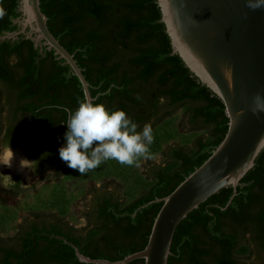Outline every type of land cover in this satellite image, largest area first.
<instances>
[{
	"label": "trees",
	"instance_id": "trees-1",
	"mask_svg": "<svg viewBox=\"0 0 264 264\" xmlns=\"http://www.w3.org/2000/svg\"><path fill=\"white\" fill-rule=\"evenodd\" d=\"M2 1L7 4L6 12L17 15L20 0ZM40 3L51 32L74 54L90 83L92 96L99 97L98 103L125 110L138 124V130L185 108L187 127L206 131L194 138L191 145L176 143L165 148V163L154 164L145 172L153 184L133 201L124 204L116 190L109 197L101 194L92 204L95 209L86 215L90 225L95 226L83 229L80 236L76 229L39 227L29 218L23 219L16 235L0 236V264H92L81 262L70 244L53 235L66 237L92 258L121 260L148 243L163 204L149 202L169 195L221 143L229 127L225 105L173 52L157 0ZM23 44L25 41L20 46ZM38 50L31 45L32 53L20 57L21 74L15 80L12 65L0 49V78L17 90L14 111L30 115L28 124L17 125L25 130V142H18L17 134L8 141L21 145L38 162L44 154L56 155L58 171L68 112L78 107L85 94L64 59H59L54 50L44 48L46 57ZM2 111L0 104V115ZM232 194L231 186L221 189L182 220L174 235L168 264H240L235 251L243 239L239 236L251 227L258 228L264 243V149L226 207ZM48 215L56 218L54 214ZM27 222L31 226L25 229ZM128 264L145 261L136 259Z\"/></svg>",
	"mask_w": 264,
	"mask_h": 264
},
{
	"label": "water",
	"instance_id": "water-1",
	"mask_svg": "<svg viewBox=\"0 0 264 264\" xmlns=\"http://www.w3.org/2000/svg\"><path fill=\"white\" fill-rule=\"evenodd\" d=\"M173 52L191 72L221 98L229 118L228 131L209 158L189 174L163 202L146 247L121 260L92 258L66 238L81 262L168 264L174 235L188 214L225 187H233L226 207L242 178L264 149V0H157ZM250 4L258 5L254 9ZM21 29L3 38L26 33L35 46L54 50L80 80L85 97L94 99L90 83L74 54L51 32L40 0H20ZM145 204L143 206H146Z\"/></svg>",
	"mask_w": 264,
	"mask_h": 264
},
{
	"label": "rangeland",
	"instance_id": "rangeland-1",
	"mask_svg": "<svg viewBox=\"0 0 264 264\" xmlns=\"http://www.w3.org/2000/svg\"><path fill=\"white\" fill-rule=\"evenodd\" d=\"M185 108L158 120L153 126V143L149 157H141L135 166L121 165L109 160L96 169L80 175L59 161L58 171L44 177L23 176L14 169L0 166V172L10 174L15 181L8 188L0 187V236H13L23 219L37 213L62 218L75 228H85L86 214L90 213V196L95 189L116 190L124 204L137 198L153 184L145 172L154 164H164L163 150L171 144L191 145L205 130H191L184 121ZM18 155L19 150L12 147ZM22 158V156L20 157ZM29 170V169H28Z\"/></svg>",
	"mask_w": 264,
	"mask_h": 264
},
{
	"label": "clouds",
	"instance_id": "clouds-1",
	"mask_svg": "<svg viewBox=\"0 0 264 264\" xmlns=\"http://www.w3.org/2000/svg\"><path fill=\"white\" fill-rule=\"evenodd\" d=\"M257 6L250 4L253 9ZM98 99L85 97L74 111L68 112L65 122L67 130L59 157L80 175H86L109 160L135 166L139 158L149 157V147L154 140L151 123L138 130V124L125 110L110 109L98 103ZM15 159L16 153L10 143L0 147V166L11 168ZM33 162L22 157L19 168L35 170ZM14 183L10 174L0 172V187L8 188Z\"/></svg>",
	"mask_w": 264,
	"mask_h": 264
},
{
	"label": "flooded vegetation",
	"instance_id": "flooded-vegetation-1",
	"mask_svg": "<svg viewBox=\"0 0 264 264\" xmlns=\"http://www.w3.org/2000/svg\"><path fill=\"white\" fill-rule=\"evenodd\" d=\"M7 4L5 1L0 0V44L3 45L1 49V53L3 54L6 61L12 65V74L17 80L18 75L21 74V69L19 65V59L22 56H29L31 52V45H33V49L38 50L37 52L43 54V57L47 55L44 53V48L41 50L40 46H35V42L28 38L26 33H20L15 38H3V36L7 35L8 33L16 32L21 29V26L15 22L16 18L20 16V12L16 9L17 15L9 14L6 12ZM25 41V44H20ZM11 50L13 52L11 53ZM50 51V50H49ZM53 56V55H51ZM36 59H40L39 56L35 57ZM50 57H48V61H50ZM0 104L3 107V111L0 115V147L7 145L10 143V146L18 149L19 154L22 157H26L29 160H33V167L35 170H28L29 175L32 177H44L49 175L50 171L55 172V158L56 155L46 156L45 154L42 156L41 160L38 162L33 157H31L21 145H14L8 138H11V135H18L16 140L21 144L25 142L24 135V128L18 127L17 125L21 124H28L30 122V115L27 112H15L14 107L17 104V90L14 85H8L3 82L0 78ZM27 147H31L32 145L27 144ZM29 149V148H27ZM61 159H59L60 161ZM13 169V168H12ZM39 169L42 172H39ZM16 171V170H15ZM18 172V171H17ZM20 173V172H19ZM49 173V174H48ZM22 174V173H21ZM23 175V174H22ZM24 176V175H23ZM26 177V176H25ZM115 192V190H107L105 186L103 188H97L90 196V207L88 208L91 212L95 208L92 206L93 202H95L101 194L106 195L107 197L110 196V193ZM51 214V213H47ZM90 214V213H89ZM89 214H86L87 216ZM56 218L60 219L59 217L55 216ZM44 217H30V220H34L39 227H47L51 229L53 226H61L67 230H75L77 231V235L80 236L82 234V230H88V228L95 226V224L90 225V221L88 217H85L87 220V224L85 228H75L68 224L66 221L61 219L59 221L56 218H49L48 220L43 219ZM44 220L46 222H44ZM31 226L30 222L25 223V229ZM74 228V229H73ZM254 228V225H253ZM78 229V230H77ZM258 228L252 229V227L243 235L240 234L239 237H243L239 247L236 248V253L239 258L240 264H264V243L262 241L260 233L257 231ZM20 231V227L17 229L16 233ZM13 235V236H14ZM53 236H61V235H53ZM12 237V236H11ZM64 237V236H61ZM66 238V237H65ZM63 240V239H62ZM69 241V240H68ZM71 242V241H70ZM73 243V242H72ZM69 244V243H68ZM71 245V244H70ZM72 246V245H71Z\"/></svg>",
	"mask_w": 264,
	"mask_h": 264
},
{
	"label": "bare ground",
	"instance_id": "bare-ground-1",
	"mask_svg": "<svg viewBox=\"0 0 264 264\" xmlns=\"http://www.w3.org/2000/svg\"><path fill=\"white\" fill-rule=\"evenodd\" d=\"M20 157H21V156H18V155L16 154V159L14 160V162H13V166H12V167H13L14 170H16V171L22 173L23 175H25V176H29V175H28V170H27V169H23V170H21V169L19 168V159H20Z\"/></svg>",
	"mask_w": 264,
	"mask_h": 264
}]
</instances>
